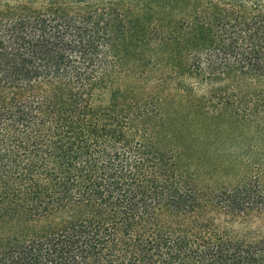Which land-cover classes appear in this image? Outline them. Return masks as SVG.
<instances>
[{"label":"trees","instance_id":"obj_1","mask_svg":"<svg viewBox=\"0 0 264 264\" xmlns=\"http://www.w3.org/2000/svg\"><path fill=\"white\" fill-rule=\"evenodd\" d=\"M264 0H0V264H264Z\"/></svg>","mask_w":264,"mask_h":264},{"label":"rangeland","instance_id":"obj_2","mask_svg":"<svg viewBox=\"0 0 264 264\" xmlns=\"http://www.w3.org/2000/svg\"><path fill=\"white\" fill-rule=\"evenodd\" d=\"M234 230L240 234H248V236L264 233V214L253 212L247 216L241 217V220L231 224Z\"/></svg>","mask_w":264,"mask_h":264}]
</instances>
